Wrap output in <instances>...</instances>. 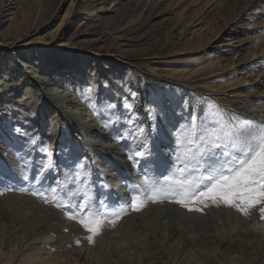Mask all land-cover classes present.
Returning a JSON list of instances; mask_svg holds the SVG:
<instances>
[{
	"label": "rangeland",
	"instance_id": "374dc122",
	"mask_svg": "<svg viewBox=\"0 0 264 264\" xmlns=\"http://www.w3.org/2000/svg\"><path fill=\"white\" fill-rule=\"evenodd\" d=\"M50 1L44 16L49 0H8L0 25L34 41L19 59L0 50V264H75L81 250L94 264H264V205L132 206L194 116L264 122L250 110L264 106V0ZM78 52L95 64L81 71ZM83 121L115 146L106 159ZM85 203L104 221L91 242Z\"/></svg>",
	"mask_w": 264,
	"mask_h": 264
},
{
	"label": "snow or ice",
	"instance_id": "6c2138e0",
	"mask_svg": "<svg viewBox=\"0 0 264 264\" xmlns=\"http://www.w3.org/2000/svg\"><path fill=\"white\" fill-rule=\"evenodd\" d=\"M175 135L177 163L163 177L145 170L137 187L142 185L146 195L142 200L133 197L135 210L149 201L170 200L189 211H202L199 205L206 207L211 202L247 216L250 209L264 205V122L226 116L217 108L203 120L194 116L191 124ZM83 207L87 212L80 223L92 233L87 237L91 242L104 221L91 205ZM259 211L264 219V207Z\"/></svg>",
	"mask_w": 264,
	"mask_h": 264
},
{
	"label": "bare ground",
	"instance_id": "6f19581e",
	"mask_svg": "<svg viewBox=\"0 0 264 264\" xmlns=\"http://www.w3.org/2000/svg\"><path fill=\"white\" fill-rule=\"evenodd\" d=\"M7 2H8V0H0V25L2 23V18L5 17V16H8L9 14H11L10 10H11L12 7L10 5V2L8 4V6H6L5 3H7ZM54 7H55V2L49 0L48 7L42 9V15L45 16V14L47 12L53 10ZM27 15H29L28 12H27ZM22 25H21V23H19L17 21L16 22L14 21L13 22L12 29L10 31L0 32V50H2L4 53H6V55L8 57H12L13 55H16L17 56V54H18L17 58L19 59V57H20L19 54H21L23 52V50H26V48L31 47V45L34 43V41L32 40L31 42H33V43H30L29 46H26V45H28V43H21V41H19L18 39H16L17 38L16 36H19L18 33L14 37L12 36L13 31H16L17 32L21 28ZM35 25H36V23H35ZM35 29H37V27H33V30H35ZM21 31H23V34H27L28 35L29 30L24 29V30H21ZM89 55H91V54H89V53L86 54V53H83V52H78L77 57L80 58V61H81L80 62V66H79V68H80L81 71H82V65H83V69H86L87 70L89 63H90V65L95 64L93 62L94 61V57H91V59L88 60V62L85 61L84 58L87 59ZM98 64H99V61H98ZM74 66H75V64H74ZM26 67H28V66H26ZM75 68H76V70H78L76 66H75ZM98 68H99V65H97V69H96L97 70V73H98V70H99ZM37 69H39V68H37ZM89 69L91 71H93L94 68L92 66H90ZM3 74H4V71H3ZM45 78H46V76H45ZM49 106L50 107L45 111V113H46L47 116L56 117L57 120L64 119V117H63V115L61 113V110H59V105L57 103L51 101L49 103ZM256 107L250 108L251 112H254L255 111V112L258 113L256 116L263 118L264 117V106H261V107L256 106ZM95 118L96 117L94 115H92V117L90 118L89 121L91 122V121L95 120ZM23 122L24 121L22 120L19 123H23ZM82 124H86L85 127H82V128H86L83 131H85L86 133H88L90 135L89 136V139L87 140L88 144H90L92 146L93 145L95 146L94 149L98 151L97 154H99V156H100V158L102 160L106 159L104 156L105 155L108 156V153L111 154V152L115 148V146L112 145L111 143H107V142L106 143H102V140L104 139L103 138V135H101L99 131L95 130V128H92V125L91 124L86 123L85 121H83ZM21 126L23 127V125H21ZM76 128H78V129H76ZM76 128L74 127L73 128V131H76L77 133H81L80 127H76ZM109 142H111V141H109ZM52 143H53V139L50 140V144L51 145H52ZM49 147H50V145H49ZM89 149H91V147H89ZM117 160H121V159L117 158ZM112 165H116V163H114V164L112 163ZM169 233H171L172 236H174V235L176 236V234L178 233V230L176 232L175 231V228H173V227L170 226V232ZM210 238L208 237V239H210ZM203 239H205V237ZM206 241H207V238H206ZM81 251L75 252V255H74L75 256L74 258L76 260L75 261L76 262L75 264H94L93 261L86 255L87 253L84 254Z\"/></svg>",
	"mask_w": 264,
	"mask_h": 264
}]
</instances>
